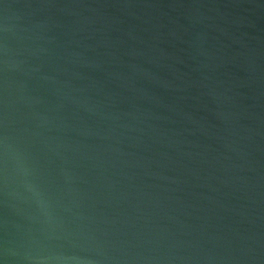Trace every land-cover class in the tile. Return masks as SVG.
Instances as JSON below:
<instances>
[{"label": "water", "instance_id": "1", "mask_svg": "<svg viewBox=\"0 0 264 264\" xmlns=\"http://www.w3.org/2000/svg\"><path fill=\"white\" fill-rule=\"evenodd\" d=\"M0 264H264V0H0Z\"/></svg>", "mask_w": 264, "mask_h": 264}]
</instances>
